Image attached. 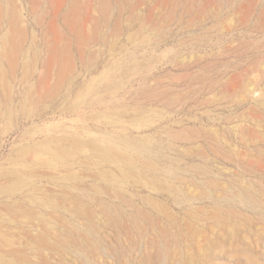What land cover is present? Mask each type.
Listing matches in <instances>:
<instances>
[{"label": "rangeland", "instance_id": "1", "mask_svg": "<svg viewBox=\"0 0 264 264\" xmlns=\"http://www.w3.org/2000/svg\"><path fill=\"white\" fill-rule=\"evenodd\" d=\"M57 1L0 0V264H176L182 251L203 264H264V0ZM71 8L81 35L95 24L99 37L82 58L71 37L73 69L58 89L53 66L41 86L52 21L66 34ZM167 47L179 55L152 60ZM145 85L170 86V97L148 99ZM49 215L62 231L45 239Z\"/></svg>", "mask_w": 264, "mask_h": 264}, {"label": "bare ground", "instance_id": "2", "mask_svg": "<svg viewBox=\"0 0 264 264\" xmlns=\"http://www.w3.org/2000/svg\"><path fill=\"white\" fill-rule=\"evenodd\" d=\"M64 1L65 0H58L57 1V4H58V6H61L63 3H64ZM83 1H85V0H83ZM117 1H119V2H121L122 3V0H117ZM178 0H156V4L157 5H160V6H168L169 4H171V5H174L176 2H177ZM209 1H211V0H205V2H209ZM218 1V0H217ZM12 2H13V0H12ZM17 2V1H16ZM103 2V1H102ZM143 2H145L144 0H143ZM7 3V2H6ZM79 3V0H71V4H72V6L73 5H75V4H78ZM15 4V3H14ZM87 4L88 5H90V0H87ZM105 4H107V3H105ZM140 4V3H139ZM242 4V3H241ZM257 4V3H256ZM143 5V4H142ZM86 6V5H85ZM98 6H99V4H98ZM79 8H80V5L78 6ZM90 7V6H89ZM121 7V6H120ZM138 7V6H137ZM171 7H174V6H171ZM188 7V6H187ZM73 8V7H72ZM69 9L68 11H67V13H64L62 16H61V21H62V23H63V25L65 26V28L67 29V33L65 34V32H61L59 29H58V27L55 25V18L53 19V21H52V24H51V33H52V38L51 39H49V40H46V43H45V45H44V49H45V51H46V53H47V56H46V59L43 61V66L45 67V70H43V72H45L46 71V73H44L45 75H43V73H42V76L41 75H39L41 78L38 80L39 82H40V84L39 85H41L42 86V84L43 83H45V84H47L48 83V79H49V75H50V71H52L51 69H52V67L53 66H57L58 67V73H57V77H56V83H55V87H57L58 86V89H59V85L63 82V79H64V77H65V73L67 72V71H69V70H71V69H73V67H74V59H75V57L73 56V54H72V50H71V37H73L74 39L75 38H77L78 39V42H79V45L80 46H77L76 47V52H77V54H78V56L80 57V58H82V54H83V51H82V47H83V45H85L89 40H86V39H90L91 41H93V40H95V39H98V37L99 36H97V31H96V27H95V24H94V26L92 25V33H90L89 32V30L88 31H86V33L85 32H82V35H81V33H80V31L78 30V28H77V26H76V24L70 19V17H71V15L73 14V9ZM87 8H88V6H87ZM122 8V7H121ZM244 8V7H243ZM8 9V8H7ZM100 9H103V8H100ZM119 9V8H118ZM171 9V8H170ZM57 10L58 9H56L55 10V13H57ZM172 10V9H171ZM203 10V9H202ZM6 11V10H5ZM43 11V10H42ZM91 11V10H90ZM101 11V10H100ZM147 13H148V15H145V18L148 20V19H151V17H152V9L149 7L148 8V6H147ZM190 11V10H189ZM1 12V11H0ZM88 12V11H87ZM155 12V11H154ZM54 13V14H55ZM93 13V12H92ZM100 13H102V11L100 12ZM158 13V12H157ZM165 13V12H164ZM189 13V12H188ZM246 13V12H245ZM244 13V14H245ZM2 14V13H1ZM176 14V13H175ZM182 14V13H181ZM193 15V14H192ZM80 16V15H79ZM13 17V16H12ZM18 17V16H17ZM93 17V16H92ZM118 17V16H117ZM177 17V16H176ZM244 17V16H243ZM242 17V18H243ZM91 18V17H90ZM89 18V16H88V19H90ZM96 18V17H95ZM167 18V17H166ZM180 18V17H179ZM160 19V18H159ZM264 19V18H263ZM15 20V19H14ZM13 20V21H14ZM21 20V19H20ZM92 20H93V18H92ZM162 20V19H161ZM166 20V19H165ZM172 20V19H171ZM11 21V20H10ZM24 21V20H23ZM40 21V20H39ZM94 21V20H93ZM99 21V20H98ZM17 22V21H16ZM21 22H22V20H21ZM37 22H38V19H37ZM84 22V21H83ZM87 22H88V20H87ZM104 22V21H103ZM109 22V21H108ZM249 22V21H248ZM24 23H26V22H24ZM44 23H46V22H44ZM57 23V22H56ZM106 23V22H105ZM15 23H13V25H14ZM21 24V23H20ZM23 24V23H22ZM93 24V23H92ZM115 24V23H114ZM120 24V23H119ZM140 24V23H139ZM1 25V24H0ZM10 25V24H9ZM59 25V24H58ZM85 25V24H84ZM212 25V24H211ZM24 26H25V24H24ZM91 26V25H90ZM106 26V25H105ZM115 26H116V24H115ZM114 26V27H115ZM121 26V25H120ZM155 27V26H154ZM137 28V27H136ZM153 28V27H152ZM187 28V27H186ZM23 29V28H22ZM87 29V28H86ZM98 29V28H97ZM123 29V28H122ZM138 29V28H137ZM184 29H185V27H184ZM14 30V29H13ZM12 30V31H13ZM24 30V29H23ZM11 31V32H12ZM168 31V30H167ZM87 32H89L90 34H91V37H89L88 38V36H87ZM118 32H120V31H118ZM103 33V32H102ZM3 34V33H2ZM22 34V33H21ZM25 34V33H24ZM23 34V35H24ZM117 34V33H116ZM121 34V33H120ZM5 35V34H4ZM4 35H2V38H4L3 36ZM47 35H49V33L47 32L46 34H45V36H47ZM193 35V34H192ZM213 35V34H212ZM11 37H12V35H10ZM129 36H130V34H129ZM159 36V35H158ZM200 36V35H199ZM20 37V36H19ZM22 37V36H21ZM20 37V38H21ZM24 37V36H23ZM36 37V36H35ZM106 37V36H105ZM128 37V36H127ZM191 37V36H190ZM243 37V36H242ZM103 38V37H102ZM108 38V37H107ZM129 38V37H128ZM189 38V37H188ZM7 39V38H6ZM2 40H4V39H2ZM22 40V39H21ZM5 41V40H4ZM26 41V40H25ZM40 41V40H39ZM97 41V40H96ZM118 41V40H117ZM15 42H16V40H15ZM12 43V42H11ZM23 43V42H22ZM25 43V42H24ZM182 43V42H181ZM15 44V43H14ZM19 44V43H18ZM258 44V43H257ZM22 45V44H21ZM24 45V44H23ZM114 45V44H113ZM86 46V45H85ZM105 46V45H104ZM22 47V46H21ZM136 47V46H135ZM156 47V46H155ZM89 48V47H88ZM168 49H169V47H167ZM15 48H13V50H14ZM127 49V48H126ZM107 50H109V48L107 49ZM2 51V50H1ZM84 51H85V49H84ZM138 51V50H137ZM139 51H140V49H139ZM10 52V51H9ZM36 52V51H35ZM133 53H135V52H133ZM166 53H170L172 56H173V58L174 57H177L178 55H179V52L177 51V50H171V49H169L168 51H165V53L164 52H162V51H160L152 60H158V59H160L161 57H162V55H164V54H166ZM114 54V53H113ZM121 54V53H120ZM1 55H3V54H1ZM17 55V54H16ZM122 55V54H121ZM207 55V54H206ZM223 55V54H222ZM90 57H92V56H90ZM100 57V56H99ZM123 57H124V55H123ZM218 57V56H217ZM25 59V58H24ZM91 59V58H90ZM93 59V58H92ZM115 59V58H114ZM260 59H262V58H260ZM149 61V60H148ZM23 62V61H22ZM35 62V61H34ZM150 62V61H149ZM218 62V61H217ZM9 63H10V61H9ZM16 63V62H15ZM136 63V62H135ZM187 63V62H186ZM213 63V62H212ZM17 64H18V62H17ZM23 64H24V62H23ZM28 64V63H27ZM35 64V63H34ZM34 64H33V67H34ZM115 64V63H114ZM119 64V63H118ZM256 64V63H255ZM24 65H26V64H24ZM94 65H95V63H94ZM119 65H121V64H119ZM181 65H182V63H181ZM222 65V64H221ZM42 66V65H41ZM208 66V65H207ZM250 67L252 66V64H250L249 65ZM258 66V65H257ZM121 67V66H120ZM127 67V66H126ZM15 68V67H14ZM29 68V67H28ZM200 68V67H199ZM247 68H249L248 66H247ZM131 69V68H130ZM113 70V69H112ZM11 71V70H10ZM27 71V70H26ZM34 71V70H33ZM134 71V70H133ZM199 71V70H198ZM200 71H202V70H200ZM204 71V70H203ZM241 71V70H240ZM103 72V71H102ZM136 72V71H135ZM189 72V71H188ZM205 72V71H204ZM225 72V71H224ZM238 72V74H239V70L237 71ZM237 72H234V73H236L235 74V76L237 75ZM244 72V71H243ZM28 73V72H27ZM99 73V72H98ZM137 73V72H136ZM184 73H185V71L184 72H181V74H183V76H185L184 75ZM208 73V72H207ZM222 73V72H221ZM233 73V74H234ZM3 74V73H2ZM100 74V73H99ZM113 74V73H112ZM165 74V73H164ZM211 74V73H210ZM97 75V74H96ZM176 75V74H175ZM187 75V74H186ZM188 75H189V73H188ZM240 75V74H239ZM238 75V76H239ZM2 76V75H1ZM14 76V75H13ZM106 76V75H105ZM177 76L179 77V75L177 74ZM177 76H175L174 78L176 79V77ZM35 77V76H34ZM181 77V76H180ZM25 78V77H24ZM23 78V79H24ZM185 78V77H184ZM109 79V78H108ZM159 79H161V77L159 78ZM158 79V80H159ZM179 79V78H178ZM177 79V80H178ZM181 79H183V78H181ZM180 79V80H181ZM164 80V79H163ZM201 80H203L202 78L200 79V81ZM229 80V79H228ZM151 81H153V79L151 80ZM38 83V82H37ZM188 83V82H187ZM190 83H191V81H190ZM34 84V83H33ZM50 84V83H49ZM96 84H98V78H96V77H91V79L88 81V83H87V87H89V88H91L92 90H93V87H94V85H96ZM204 84V83H203ZM38 85V86H39ZM99 85V84H98ZM116 84L113 82V81H106V83L104 84V86L105 87H107V88H110V87H112V86H115ZM199 85H200V83H199ZM48 86V85H47ZM97 86V85H96ZM100 86V85H99ZM156 86V85H155ZM186 86V85H185ZM192 86H194V85H192ZM197 86V85H196ZM209 86V85H208ZM9 87V86H8ZM125 87V86H124ZM170 87V86H169ZM166 88V87H163V88H166V89H164V90H162V91H153V89H151V88H149L147 85H145L144 87H143V90H142V95L144 96V97H146V98H148V99H152V100H161V99H163L164 97H167V96H169V94H170V88ZM195 87V86H194ZM3 88V87H2ZM33 88V87H32ZM40 88V87H39ZM38 88V89H39ZM51 88V87H50ZM84 88V87H83ZM176 88H183V87H176ZM226 88V87H225ZM37 89V91H40L41 90V88L38 90ZM44 89V88H43ZM42 89V90H43ZM160 89V88H159ZM158 89V90H159ZM162 89V88H161ZM189 89H190V87H189ZM189 89H187V91L189 90ZM31 90V89H30ZM41 90V91H42ZM105 90V89H104ZM157 90V89H156ZM41 91H40V94H41ZM106 91H107V89H106ZM186 91V90H185ZM207 91H208V89H207ZM29 92H31V91H29ZM46 92H47V90H46ZM46 92H45V94H46ZM53 92V91H52ZM57 92V91H56ZM201 92V91H200ZM5 93V92H4ZM32 94L31 95H33V92H31ZM37 93H39V92H37ZM178 93V95H180L179 94V92H177ZM199 93V92H198ZM30 94V93H29ZM40 94L38 95V94H36L37 96H36V98L39 96V97H41L40 96ZM5 95V94H4ZM90 95V94H89ZM46 96H48V92H47V95ZM104 96V95H103ZM5 97V96H4ZM32 97V96H31ZM67 97V96H66ZM170 97V96H169ZM231 97V96H230ZM47 98V97H46ZM45 98V99H46ZM131 98V97H130ZM129 98V99H130ZM227 98V97H226ZM225 98V99H226ZM26 99H27V95H26ZM144 99V98H143ZM167 99V98H166ZM173 99V98H172ZM193 99V98H192ZM202 99V98H201ZM37 100V99H36ZM42 100V99H41ZM139 100V99H138ZM137 100V101H138ZM151 100V101H152ZM177 100H179L178 98H177ZM188 100V99H187ZM203 100V99H202ZM208 100V99H207ZM27 101V100H26ZM140 101V100H139ZM142 101V100H141ZM140 101V102H141ZM172 101H174V100H172ZM184 101V100H183ZM204 101H206V100H204ZM38 102V101H37ZM162 102V101H161ZM201 102H203V101H201ZM27 103V102H26ZM32 103V102H31ZM158 103H160V102H158ZM181 103V102H180ZM35 104H36V101H35ZM39 104V103H38ZM182 104V103H181ZM33 105V104H32ZM31 105V106H32ZM170 105H172V104H170ZM253 105V104H252ZM151 106V105H150ZM153 106V105H152ZM151 106V107H152ZM182 106V105H181ZM21 107V106H20ZM189 107V106H188ZM158 108V107H157ZM160 108V107H159ZM256 108V107H255ZM189 109H190V107H189ZM137 110V109H136ZM143 111H146L147 112V110L146 109H142ZM261 110V109H260ZM143 111H140L141 113L143 112ZM253 111V110H252ZM129 112H131V111H129ZM208 112V111H207ZM254 112V111H253ZM31 113V112H30ZM118 113V112H117ZM34 114V113H33ZM28 115V114H27ZM30 115V114H29ZM111 115V114H110ZM258 115V114H257ZM262 115V114H261ZM32 116V115H31ZM255 117V116H254ZM256 120V119H255ZM259 122V121H258ZM263 124V123H262ZM169 125V124H168ZM189 125V124H188ZM136 127V126H135ZM188 127H190V125L188 126ZM194 127V126H193ZM258 127V126H257ZM121 128V127H120ZM184 128V129H183ZM213 128V127H212ZM139 129V128H138ZM176 129V128H175ZM182 129L185 131L186 129H185V127H182ZM189 129H191V127L189 128ZM198 129V128H197ZM203 129H204V127H203ZM182 130V131H183ZM192 130V129H191ZM195 128L193 129V131L195 132ZM204 130H206V129H204ZM218 130V129H217ZM180 131H181V129H180ZM179 131V132H180ZM192 131V132H193ZM197 131V130H196ZM198 131H200V130H198ZM197 131V132H198ZM209 131V130H208ZM187 132V131H186ZM196 132V133H197ZM214 132V131H213ZM212 132V134H215V133H213ZM174 133V132H173ZM177 133V132H176ZM206 133H208V132H206ZM256 133V132H255ZM112 134V133H111ZM179 134H181V133H179ZM190 134V133H189ZM198 134H201V133H199L198 132ZM218 134V133H217ZM209 135H211V134H209ZM244 136V135H243ZM251 136H252V134H251ZM67 137V136H66ZM115 137V136H114ZM176 137H178L177 135H176ZM180 137H182V136H180ZM192 137V136H191ZM227 137V136H226ZM254 137H256V136H254ZM61 138V137H60ZM109 138V137H108ZM189 138V137H188ZM261 138V137H260ZM46 139V138H45ZM191 139V138H190ZM193 139V138H192ZM225 139V138H224ZM40 140V139H39ZM43 140V139H42ZM62 140V139H61ZM96 140V139H95ZM131 140H133V139H131ZM185 140H187L186 138H185ZM253 140V139H252ZM102 141V140H101ZM135 141V140H134ZM191 141V140H190ZM215 141V140H214ZM225 141H227V140H225ZM46 142H48L47 140H46ZM73 142V141H72ZM77 142V141H76ZM75 142V143H76ZM137 142V141H136ZM138 142H140V141H138ZM228 142V141H227ZM45 143V142H44ZM49 143V142H48ZM81 143V142H80ZM129 143V142H128ZM62 144V143H61ZM60 144V146L62 147V145ZM96 144V143H95ZM64 145V144H63ZM99 145V144H98ZM101 145V144H100ZM200 145V144H199ZM212 145V144H211ZM219 145V144H218ZM224 145V144H223ZM59 146V147H60ZM213 146V145H212ZM26 147V146H25ZM54 147H56V146H54ZM58 147V146H57ZM64 147V146H63ZM82 147V146H81ZM104 147V146H103ZM159 147V146H158ZM232 147V146H231ZM66 148L68 149L69 147H67L66 146ZM76 148V147H75ZM77 148H79V150L80 151H82L81 149H80V147H77ZM88 148V147H87ZM99 148V147H98ZM97 148V149H98ZM106 148V147H105ZM104 148V149H105ZM201 149H204V147L202 148V147H200ZM199 148V149H200ZM219 148V147H218ZM88 149H90V148H88ZM99 149H101V148H99ZM98 149V150H99ZM103 149V150H104ZM112 149V148H111ZM136 151L137 152H142V153H145V152H148L149 150H150V146L145 142H140V143H138L137 145H136ZM200 149V150H201ZM222 149V148H221ZM36 150V149H35ZM59 150H60V148H59ZM65 151H63V152H67L68 150H66V149H64ZM206 150V149H205ZM216 150V149H215ZM37 151V150H36ZM35 151V152H36ZM70 151H72V150H70ZM77 151V150H76ZM100 151H102V150H100ZM108 151H109V149H108ZM218 151V150H217ZM34 152V153H35ZM62 152V150L60 151V153H63ZM78 152V151H77ZM122 152V151H121ZM185 152H187V151H185ZM198 152V151H197ZM201 152V151H200ZM215 152V151H214ZM219 152V151H218ZM217 152V153H218ZM33 153V154H34ZM40 153V152H39ZM39 153H38V155H39ZM45 153V152H44ZM152 153V152H151ZM195 153V152H194ZM206 153V152H205ZM216 153V152H215ZM242 153V152H241ZM31 154V153H30ZM124 155H125V153H123ZM105 155V154H104ZM111 155H112V153H111ZM206 155V154H205ZM41 156H42V154H41ZM46 156H48V158L46 157ZM45 156V158L46 159H51L52 157H50L49 155H46ZM133 156V155H132ZM237 156V155H236ZM40 157V156H39ZM42 157H44V156H42ZM42 157H40V158H42ZM106 157V156H105ZM114 157V156H113ZM121 157V156H120ZM155 157H157V156H155ZM130 158H132V157H130ZM228 158V157H227ZM59 159V158H58ZM123 159V158H122ZM56 160H57V158H56ZM60 160V159H59ZM105 160H107V159H105ZM132 160V159H131ZM152 160V159H151ZM227 160V159H226ZM249 160V159H248ZM254 160V159H253ZM49 162V161H48ZM132 162V161H131ZM249 162H251V161H249ZM253 162V161H252ZM255 162L256 163H258L256 160H255ZM262 162V161H261ZM44 163V162H43ZM97 163V162H96ZM99 163V162H98ZM106 163V162H105ZM114 163H116V161L114 162ZM119 163V162H118ZM135 162H133L132 163V165H137V164H134ZM263 163V162H262ZM261 163V164H262ZM69 163H67V165H68ZM108 164H110V163H108ZM127 164V163H126ZM40 165H44V164H40ZM71 165V164H70ZM131 165V166H132ZM144 165V164H143ZM147 165V164H146ZM158 165H159V163H158ZM245 165H247V164H245ZM26 166H27V164H26ZM52 166V165H51ZM127 166V165H126ZM152 166V165H151ZM173 166V165H172ZM262 166V165H261ZM35 167V166H34ZM143 167H145V166H143ZM155 167V166H154ZM251 167V166H250ZM129 168H130V166H129ZM141 168V167H140ZM149 168V167H148ZM151 168V167H150ZM163 168H164V166H163ZM253 168V167H252ZM28 169V168H27ZM119 169V168H118ZM147 169V168H146ZM43 170V169H42ZM45 170V169H44ZM43 170V171H44ZM54 170V169H53ZM60 170V169H59ZM120 170V169H119ZM160 170V169H159ZM29 171V170H28ZM38 171V170H37ZM66 171H67V169H66ZM105 171V170H104ZM109 171V170H108ZM124 171V170H123ZM45 172V171H44ZM43 172V173H44ZM128 172V171H127ZM41 173V172H40ZM145 173V172H144ZM37 174V173H36ZM45 174V173H44ZM175 174V173H174ZM164 175V174H163ZM97 177V176H96ZM159 177V176H158ZM75 178V177H74ZM171 178V177H170ZM176 179H178V178H176ZM206 179V178H205ZM210 179V178H209ZM213 179V178H212ZM106 180V179H105ZM143 180V179H142ZM179 180V179H178ZM214 180V179H213ZM145 181V180H144ZM207 181H209L208 179H207ZM217 182V181H216ZM224 183H226V182H224ZM108 184V183H107ZM204 184V183H203ZM216 184V183H215ZM262 184V183H261ZM144 185V184H143ZM199 185V184H198ZM200 186V185H199ZM217 187V186H216ZM37 190V189H36ZM39 190H41V189H39ZM200 190V189H199ZM202 191V190H201ZM181 192V191H180ZM204 193V192H203ZM196 194V193H195ZM188 199V198H187ZM129 200V199H128ZM177 202V201H176ZM218 202V201H217ZM235 202V201H234ZM97 204V203H96ZM112 204V203H111ZM48 205V204H47ZM98 205V204H97ZM197 205V204H196ZM195 206V205H194ZM58 207V206H57ZM98 207H99V205H98ZM214 207H217V206H214ZM88 208V207H87ZM219 208V207H218ZM225 208V207H224ZM108 209V208H107ZM121 209V208H120ZM229 209V208H228ZM116 210V209H115ZM200 210V209H199ZM214 210V209H213ZM226 210V209H225ZM235 210V209H234ZM95 211V210H94ZM184 212H185V210H183ZM207 211V210H206ZM55 212V211H54ZM88 212V211H87ZM90 213H91V211H89ZM208 212V211H207ZM224 212V211H223ZM227 212V211H226ZM236 212V211H235ZM50 213V212H49ZM89 213V214H90ZM104 213H106V212H104ZM186 213H188V212H186ZM232 213V212H231ZM108 214V213H107ZM180 214V213H179ZM189 214H190V212H189ZM192 215H193V213H191ZM219 214H221V213H219ZM234 214V213H233ZM237 214V213H236ZM238 214H240V215H242L243 216V214H241V213H239L238 212ZM54 216H55V214H53ZM79 215V214H78ZM87 215V214H86ZM92 215V214H91ZM94 215V214H93ZM150 215H152V214H150ZM50 216V215H49ZM58 216V215H57ZM62 216V215H61ZM88 216V215H87ZM90 216V215H89ZM158 216V215H157ZM198 216V215H197ZM204 216V215H203ZM202 216V217H203ZM212 216V215H211ZM225 216V215H224ZM59 217V216H58ZM91 217V219L94 217H92V216H90ZM89 217V218H90ZM152 217V216H151ZM191 217V216H190ZM207 217V216H206ZM205 217V218H206ZM215 217H217L216 215H215ZM214 217V218H215ZM64 218V217H63ZM123 218V217H122ZM127 218V217H126ZM148 219H149V216L147 217ZM153 218V217H152ZM151 218V219H152ZM184 218V217H183ZM182 218V219H183ZM187 218V217H186ZM209 218V217H208ZM213 218V217H212ZM219 218H220V216H219ZM235 218V217H234ZM248 218V217H247ZM66 219H68V218H66ZM109 219V218H108ZM120 219V218H119ZM118 219V220H119ZM140 219V218H139ZM158 219V218H157ZM223 219V218H222ZM42 220V223H43V226H42V228H41V234H42V237L43 238H45V239H47L48 238V236L49 235H54V237L56 236V235H58L59 233H61V231H62V229L58 226V224H57V222H56V220H54V219H52V217L50 216V217H44V218H42L41 219ZM79 220H81V219H79ZM90 220V219H89ZM100 220V219H99ZM126 220V219H125ZM186 220H188V219H186ZM224 220V219H223ZM226 220V219H225ZM86 221V220H85ZM133 221V220H132ZM136 221V220H135ZM148 221V220H147ZM181 221V220H180ZM185 221V220H184ZM197 221H199V220H197ZM231 221V220H230ZM61 222H63L64 223V221L62 220ZM100 222H101V220H100ZM120 222V221H119ZM128 222V221H127ZM150 222V221H149ZM204 222L205 221H203V224H204ZM68 223V222H67ZM66 223V224H67ZM86 223H88L89 224V222H86ZM102 223V222H101ZM159 223V222H158ZM185 223V222H184ZM188 223V222H187ZM191 223V222H190ZM62 224V223H61ZM78 224V223H77ZM129 224V223H128ZM139 224V223H138ZM152 224H153V222H152ZM189 224V223H188ZM191 224H193V223H191ZM202 224V225H203ZM223 224V223H222ZM70 225V224H69ZM94 225V224H93ZM111 225H113V224H111ZM121 225V224H120ZM135 225H136V222H135ZM212 225V224H211ZM219 225V224H218ZM153 226V225H152ZM178 226V225H177ZM186 226V225H185ZM192 226H194V225H192ZM221 226H223V225H221ZM69 227V226H68ZM91 227V226H90ZM136 227V226H135ZM187 228H189L188 226H186ZM191 227V226H190ZM195 227V226H194ZM66 228V227H65ZM87 228V227H86ZM101 228H102V226H101ZM115 228V227H114ZM127 228V227H126ZM172 228V227H171ZM186 228V229H187ZM197 228V227H196ZM216 228V227H215ZM215 228H212L213 230H215ZM231 228V227H230ZM100 229V228H99ZM128 229V228H127ZM137 229V228H136ZM191 229V228H190ZM190 229H189V231H190ZM198 229V228H197ZM238 229V228H237ZM66 230L68 231V232H80V228L78 227V226H70L69 228H66ZM161 230H164V228L162 227L161 228ZM175 230V229H174ZM179 230V229H178ZM177 230V231H178ZM193 230V229H192ZM232 230V229H231ZM102 231H104V230H102ZM109 231V230H108ZM128 231V230H127ZM171 231V230H170ZM176 231V230H175ZM174 231V232H175ZM176 231V232H177ZM181 231H182V229H181ZM188 231V230H187ZM196 231V230H195ZM194 231V232H195ZM222 231V230H221ZM220 232V231H219ZM82 233H84V231L82 232ZM82 233H80V234H82ZM100 233V232H99ZM118 233H119V231H118ZM126 233V232H125ZM128 233V232H127ZM191 233V232H190ZM198 233V232H197ZM204 233H206V232H204ZM65 234H68V233H65ZM78 234V233H77ZM113 234V233H112ZM120 234V233H119ZM131 234V233H130ZM178 234V233H177ZM179 234H180V231H179ZM199 234V233H198ZM197 234V235H198ZM69 235V234H68ZM73 235V234H72ZM83 235V234H82ZM85 235V234H84ZM84 235H83V237H84ZM87 235V234H86ZM148 235V234H147ZM167 235V234H166ZM181 235V234H180ZM192 235H193V232H192ZM203 235V234H202ZM60 235H58V237H59ZM127 236V235H126ZM201 236V235H200ZM199 236V237H200ZM73 237H74V235H73ZM139 237V236H138ZM165 237V236H164ZM186 237V236H185ZM190 237H191V235H190ZM198 237V236H197ZM75 238V237H74ZM87 238V237H86ZM85 238V239H86ZM93 238V237H92ZM127 238V237H126ZM166 238V237H165ZM182 238H183V236H182ZM192 238H193V236H192ZM213 238H215V237H213ZM62 239V238H61ZM79 239V238H78ZM83 239V238H82ZM128 239H130V238H128ZM187 239H189V238H187ZM194 239V238H193ZM209 239V238H208ZM207 239V240H208ZM64 240V239H63ZM80 240V239H79ZM121 240V239H120ZM167 240V239H166ZM171 240V239H170ZM176 240V239H175ZM175 240H173V242H175ZM184 240V239H183ZM191 240V239H190ZM199 240H202V239H200L199 238ZM74 241V240H73ZM88 242H89V240H87ZM162 240H160V242H161ZM182 241V240H181ZM186 241V240H185ZM194 241V240H193ZM56 242V241H55ZM86 242V241H85ZM140 242V241H139ZM166 242V241H165ZM164 242V243H165ZM178 242H180V241H178ZM188 243H189V241H187ZM199 242V241H198ZM213 242H215L214 240H213ZM78 243V242H77ZM81 243V242H80ZM128 243V242H127ZM182 243V242H181ZM68 244V243H67ZM166 244V243H165ZM170 244H171V242H170ZM202 244V243H201ZM201 244L199 245V246H201ZM208 244H209V242H208ZM119 245V244H118ZM138 245V244H137ZM159 245V244H158ZM167 245V244H166ZM55 246V245H54ZM70 246V245H69ZM76 246H78V245H76ZM88 246V245H87ZM92 246V245H91ZM90 246V247H91ZM156 246V245H155ZM213 246V245H212ZM51 248H54L53 247V245L52 246H50ZM146 247V246H145ZM159 247V246H158ZM49 248V247H48ZM61 248V247H60ZM86 248V247H85ZM157 248V247H156ZM169 248V247H168ZM186 248H188V246L186 247ZM200 248V247H199ZM77 249V248H76ZM82 249V248H81ZM88 249V248H87ZM99 249V248H98ZM149 249V248H148ZM74 250V249H73ZM92 250H93V248H92ZM146 250V249H145ZM186 250V249H185ZM200 250V249H199ZM198 250V251H199ZM203 250V249H202ZM208 250H210V248H208ZM95 251V250H94ZM125 251V250H124ZM177 251V250H176ZM188 251H190V250H188ZM204 251V250H203ZM205 251H206V249H205ZM71 252V251H70ZM84 252H86L85 250H84ZM130 252H132V251H130ZM167 252V251H166ZM208 252V251H207ZM219 252V251H218ZM223 252V251H222ZM90 253H92V252H90ZM154 253H158V254H162L163 253V251L161 250V249H157L156 251L154 250L153 251V254ZM203 253V252H202ZM205 253V252H204ZM118 254V253H117ZM122 254V253H121ZM97 255V254H96ZM124 255V254H123ZM172 255V254H171ZM208 255V254H207ZM62 256V255H61ZM148 256V258H149V256L150 255H147ZM198 256V257H197ZM197 256L196 255H191V253H188V252H185V251H182L180 254H179V260L177 261V263L176 264H203V262H202V260H201V258L200 257H202L201 256V252H198V254H197ZM91 257H92V255H91ZM157 257V256H156ZM161 257V256H160ZM200 258V259H199ZM119 259V258H118ZM60 260V259H59ZM73 260V259H72ZM156 260H157V258H156ZM84 261V260H83ZM90 261V260H89ZM102 262V261H101ZM84 264V263H83ZM121 264V263H120Z\"/></svg>", "mask_w": 264, "mask_h": 264}]
</instances>
